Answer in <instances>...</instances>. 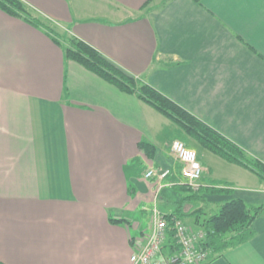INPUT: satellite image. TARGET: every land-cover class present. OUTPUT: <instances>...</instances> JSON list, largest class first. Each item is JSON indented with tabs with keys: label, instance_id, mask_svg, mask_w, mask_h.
<instances>
[{
	"label": "crops",
	"instance_id": "1",
	"mask_svg": "<svg viewBox=\"0 0 264 264\" xmlns=\"http://www.w3.org/2000/svg\"><path fill=\"white\" fill-rule=\"evenodd\" d=\"M21 1L264 163V0ZM176 140L205 170L198 193L181 184ZM219 159L0 10V262L132 264L154 208L196 231L228 200L264 205V182ZM214 165L236 178L208 181ZM151 170L170 171L161 189ZM178 253L168 235L162 256ZM206 264H264V211L248 240Z\"/></svg>",
	"mask_w": 264,
	"mask_h": 264
},
{
	"label": "trees",
	"instance_id": "2",
	"mask_svg": "<svg viewBox=\"0 0 264 264\" xmlns=\"http://www.w3.org/2000/svg\"><path fill=\"white\" fill-rule=\"evenodd\" d=\"M193 1L198 4L202 2V0ZM0 10L9 16L22 19L26 23L42 29L63 50L64 58L67 61L82 66L123 93L136 95L141 101L169 119L203 149L231 164L249 170L264 182V163L249 158L242 149L196 119L159 91L126 73L86 42L59 32L55 24L37 14L21 0H0ZM139 148L148 158L153 156L154 147L147 142H142ZM226 193L229 194V191ZM263 211L264 205L250 208L240 199L226 201L219 213L210 217L204 225V230L208 233L206 246L212 251H224L243 244L251 237L252 226ZM174 217L173 215L166 216L170 223ZM122 222L110 219V223L113 225ZM168 235L170 239H174L173 231L170 230ZM0 264L3 263L0 262Z\"/></svg>",
	"mask_w": 264,
	"mask_h": 264
},
{
	"label": "built area",
	"instance_id": "3",
	"mask_svg": "<svg viewBox=\"0 0 264 264\" xmlns=\"http://www.w3.org/2000/svg\"><path fill=\"white\" fill-rule=\"evenodd\" d=\"M171 152L182 166V186L191 192L198 193L202 188L201 180L205 172L198 159L196 151L176 140L171 145ZM170 171H163L158 175L149 171L146 179L157 178L160 184L167 179ZM162 185V184H161ZM172 224V227L170 225ZM173 231L174 240L179 247L176 256L164 257L162 250L168 238L169 231ZM208 233L205 230H192L180 219L174 218L172 223L157 208L152 210V229L145 235L137 251L132 255V264H205L213 251L207 247Z\"/></svg>",
	"mask_w": 264,
	"mask_h": 264
},
{
	"label": "rangeland",
	"instance_id": "4",
	"mask_svg": "<svg viewBox=\"0 0 264 264\" xmlns=\"http://www.w3.org/2000/svg\"><path fill=\"white\" fill-rule=\"evenodd\" d=\"M60 28H62V27H60ZM183 143H185V142H183ZM185 144H186V143H185ZM186 145H187V144H186ZM194 151H195V150H194ZM217 161H218L217 164L223 165V160H222V159H219V160H217ZM220 161H221V162H220ZM224 161H225V160H224ZM213 167H214L213 174H212V175L209 174L208 176H206V178L208 179V181H211V179L214 178V175H216V174H221V173H225V175L228 173V175H229L230 177H234V178H236L235 175L233 174V171H232V172L227 171L225 168H222V166H220V168H219L218 165H214ZM246 171L249 172L248 170H246ZM250 173H251V172H250ZM252 175H254V174H252ZM253 177H254L255 180H257V177H255V175H254ZM236 180H237V179H236ZM229 186H231V185H229ZM233 186H235L236 188H239V186H242V185L239 184L238 181H235V182L233 183ZM221 188H222V187H221ZM221 206H222V205H219L218 211L213 212L212 215H214V214H218L219 211H220V209H221Z\"/></svg>",
	"mask_w": 264,
	"mask_h": 264
}]
</instances>
